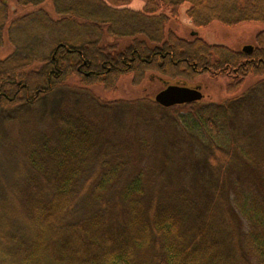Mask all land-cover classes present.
<instances>
[{
    "label": "trees",
    "instance_id": "1",
    "mask_svg": "<svg viewBox=\"0 0 264 264\" xmlns=\"http://www.w3.org/2000/svg\"><path fill=\"white\" fill-rule=\"evenodd\" d=\"M131 1L0 0V264H264V30L245 52L168 28L184 5L264 22V0ZM148 72L260 79L172 106L90 88Z\"/></svg>",
    "mask_w": 264,
    "mask_h": 264
},
{
    "label": "rangeland",
    "instance_id": "2",
    "mask_svg": "<svg viewBox=\"0 0 264 264\" xmlns=\"http://www.w3.org/2000/svg\"><path fill=\"white\" fill-rule=\"evenodd\" d=\"M144 3L143 0H132L130 6L141 8ZM47 6L53 15L55 10L50 1H47V4H45V7ZM9 7L12 17L27 11L26 8L18 6L16 0H9ZM15 8L17 10L12 11V9ZM168 28L181 37L190 38L194 33H197L209 43L224 44L235 50H240L243 49L245 45H254L256 43L258 33L264 30V22H242L238 25L226 26L215 21L206 27H196L187 16L186 5H184L180 10L179 17L172 19L168 24ZM106 41L116 43L119 48H124L130 42L128 38L113 40L110 37L106 38ZM13 50L14 47L9 42L6 34L4 44L0 48V59L11 54ZM259 79V77L249 76L242 88L235 94L227 90V84L230 81L229 77L213 76L208 73L196 76L191 80H175L148 72L146 78L140 84H134L132 74H127L119 79L115 89L107 90L100 84L92 85L90 88L103 99L114 100L118 98L131 99L142 96L155 98L156 94L168 85L179 84L199 88L204 94L203 101H221L225 98L240 94Z\"/></svg>",
    "mask_w": 264,
    "mask_h": 264
},
{
    "label": "water",
    "instance_id": "3",
    "mask_svg": "<svg viewBox=\"0 0 264 264\" xmlns=\"http://www.w3.org/2000/svg\"><path fill=\"white\" fill-rule=\"evenodd\" d=\"M253 48V45H245L243 51L251 52ZM203 97L204 94L199 88L170 84L156 94L155 100L163 106H172L199 101L202 100Z\"/></svg>",
    "mask_w": 264,
    "mask_h": 264
}]
</instances>
